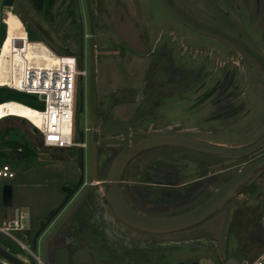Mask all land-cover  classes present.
<instances>
[{
	"label": "flooded vegetation",
	"instance_id": "1",
	"mask_svg": "<svg viewBox=\"0 0 264 264\" xmlns=\"http://www.w3.org/2000/svg\"><path fill=\"white\" fill-rule=\"evenodd\" d=\"M27 1L31 6L36 4L42 19L57 18L61 31L55 34L62 40L61 54L76 57L85 72L82 96L78 77L74 127L83 132L88 160L82 173L75 170L74 178L66 175L70 179L62 185L54 206L37 216L29 209L25 212L18 238L26 248L20 247V257L30 262L34 253L39 264L251 262L255 252L264 247V198L250 208L247 197L254 192L252 186L263 188L258 179L264 166L252 182L238 190L237 196L242 198L235 196L203 220L176 230L158 232L126 223L115 213L107 193L111 184L117 183L133 209L155 217L184 212L210 196L230 177L222 179V170L238 159L162 145L142 149L122 170L109 169L125 149V140L131 146L141 138L176 134L230 146L253 142L255 139L230 143L217 138L250 111L242 99V84L244 63L253 64L220 40L175 19L161 0H143V7L137 5L138 0ZM180 1L198 16L245 38L227 20L212 21ZM256 4L258 13L264 0H256ZM154 5L161 7L159 14L153 11ZM29 28L26 23L27 33ZM34 30L38 41H42L40 35L48 39L53 31L41 24ZM81 97L82 111L78 114ZM93 147L97 162L94 174L90 170ZM39 148L51 157L59 156ZM18 152L7 159L14 160ZM262 155L264 152L256 158ZM68 195L47 222V216ZM230 202L228 215L214 218ZM212 218V226H205ZM6 242L1 235L0 245L10 250Z\"/></svg>",
	"mask_w": 264,
	"mask_h": 264
},
{
	"label": "rangeland",
	"instance_id": "2",
	"mask_svg": "<svg viewBox=\"0 0 264 264\" xmlns=\"http://www.w3.org/2000/svg\"><path fill=\"white\" fill-rule=\"evenodd\" d=\"M187 6L194 10L199 15L208 18L212 21L223 23L226 20L229 22L232 29L241 33L247 40L264 52V7H261L257 13L256 0H182ZM27 0H15L12 7L4 6L2 8V24L1 33L3 37L6 35L7 25L4 22L5 11L10 10L15 13L24 24L29 25L27 38L39 39L34 27L41 24L44 28L49 29L51 36L46 39L41 36L40 39L56 54H61L62 40L55 33L61 31V25L57 24L53 18L52 21L44 20L36 10V4L27 3ZM138 6L146 5L143 0H138ZM159 5H154L153 11L157 14L161 11ZM32 28V29H31ZM1 36V34H0ZM196 37L195 35H192ZM198 37V36H197ZM246 72L245 82L242 84L243 96L245 101V109H249V113L237 122L230 125V131H223L218 135L219 140L230 143H247L254 140L264 131V78L255 67L248 62L244 63ZM242 66V64H241ZM117 68V67H116ZM76 83L75 104L77 105V87ZM18 142V143H10ZM36 153H40L42 148H39V138L32 132L29 126V121H22L17 116H6L0 119V155L3 159L2 164H9L15 173L14 178L5 179L13 186V201L12 206L4 207L2 204V185L0 184V210L9 208L10 211L14 207L27 209L26 205L22 204L19 196L27 197L34 201L37 208L42 211L46 210L61 196V189L64 182L74 178L77 164L70 162L69 158L76 156V147L69 148L67 151H61V148L43 147L45 151L56 153L54 160H41L35 155H27L25 147ZM17 149H22L18 152V157L14 160L7 159L10 155L16 153ZM264 152V148L254 153L251 157L240 158L236 163L230 166L228 170H222V179L233 175L251 160ZM43 153V152H42ZM16 155V154H15ZM66 155V156H65ZM17 156V155H16ZM68 158V159H67ZM52 159V158H51ZM62 159V160H57ZM87 153L85 152V166L87 168ZM30 170V171H29ZM69 174L68 176H66ZM69 178V179H68ZM259 182L263 184V188L255 190L252 186L250 189L254 191L252 195L247 197V205L253 208L256 202H261L264 198V173L259 177ZM243 195L237 196L236 199L242 198ZM232 202L228 203L225 208L216 214V217L228 215ZM27 211V210H26ZM214 218L206 221L205 226H212ZM18 236V232L16 233ZM221 240H223L221 238ZM6 246L16 255L23 256V250L19 244L13 239L7 238ZM261 252V251H260ZM259 252V253H260ZM232 263H235L231 260ZM0 264H12L0 257Z\"/></svg>",
	"mask_w": 264,
	"mask_h": 264
},
{
	"label": "water",
	"instance_id": "3",
	"mask_svg": "<svg viewBox=\"0 0 264 264\" xmlns=\"http://www.w3.org/2000/svg\"><path fill=\"white\" fill-rule=\"evenodd\" d=\"M14 1L15 0H0V26L3 22L1 17L2 7H12ZM161 2L175 19L185 24L189 28L205 35H208L210 37H213L215 39H218L227 46L236 50L240 55L250 61L264 77V52L259 50L252 43L247 41L238 33L230 31L220 25L212 23L198 16L197 14L193 13L190 9H188L180 0H161ZM79 83L82 96V89L84 83L82 76L79 77ZM10 100L18 101L37 109L44 108L43 101H41L36 95L18 91L8 86H0V102ZM81 111L82 97L79 103V107L77 108V113L79 114ZM17 117H19V119H21L22 121L27 120L24 117ZM31 130L33 133H36L37 131L34 127H31ZM78 137L79 140L82 141L83 132L80 130H78ZM112 142L117 143V140ZM125 143V149L113 159L109 170H122L128 159L139 151H141L142 149L162 145L184 146L190 149L207 153L234 157V160H236L242 158V156L244 155L253 153L259 148L263 147L264 133L260 137L255 139L253 142L240 146H230L220 143H213L176 134H162L149 138H141L131 146L127 145L126 140ZM74 160L77 164V169L80 170L81 173L83 172V170H86L85 151L82 146L76 147V156ZM96 166V151L93 147L91 149L90 154V170H92L93 174L95 170H97ZM263 166L264 155L256 158L243 168L236 171L227 180L222 182L220 186H218L211 193L210 196H208L204 201H202L198 205L184 212L170 216H148L136 211L126 201L117 183L111 184V189L107 193V198L110 201L115 213L123 221L130 225L136 226L141 229L158 232L176 230L193 225L203 220L208 215L222 207L228 200L237 196L238 190L242 186H245L252 182L253 179L262 171L260 169ZM80 184L81 180L75 185L73 191H75L80 186ZM68 198L69 195L66 196L63 202L55 208V210L53 211V213H51L50 216H47V222H49L52 219V216L60 210V208ZM12 201L13 186L10 182L7 181L2 184V204L6 207H9L12 206ZM0 257L4 258L12 264H36V261L34 259H31L30 262H27L2 245H0Z\"/></svg>",
	"mask_w": 264,
	"mask_h": 264
},
{
	"label": "built area",
	"instance_id": "4",
	"mask_svg": "<svg viewBox=\"0 0 264 264\" xmlns=\"http://www.w3.org/2000/svg\"><path fill=\"white\" fill-rule=\"evenodd\" d=\"M61 62L55 66L28 65L23 80L18 85L7 82L0 86H8L18 91L36 95L44 103L43 109H38L43 122L29 121L30 129L34 127L39 138V145L47 148H72L85 146L79 140L78 132L74 127L76 113L75 92L78 77L85 74L80 68L76 57L58 54ZM26 119V118H25ZM21 150V149H19ZM14 172L9 164L0 166V178L10 179ZM26 213L15 209L10 218L0 222V232L16 241L21 248L25 244L16 235L24 223ZM34 259L40 263L38 256L32 253ZM247 264H264V249Z\"/></svg>",
	"mask_w": 264,
	"mask_h": 264
},
{
	"label": "bare ground",
	"instance_id": "5",
	"mask_svg": "<svg viewBox=\"0 0 264 264\" xmlns=\"http://www.w3.org/2000/svg\"><path fill=\"white\" fill-rule=\"evenodd\" d=\"M4 22L7 25L6 35L0 42V85L7 82L18 85L26 74L28 65L55 66L61 62L44 42L28 40L22 21L10 10L5 11ZM20 116L33 120L38 124L43 122L37 108L10 100L0 102V119L6 116Z\"/></svg>",
	"mask_w": 264,
	"mask_h": 264
},
{
	"label": "crops",
	"instance_id": "6",
	"mask_svg": "<svg viewBox=\"0 0 264 264\" xmlns=\"http://www.w3.org/2000/svg\"><path fill=\"white\" fill-rule=\"evenodd\" d=\"M17 16V15H16ZM25 28V27H24ZM25 34H27V31H26V29H25ZM53 148V147H52ZM51 148V149H52ZM69 148H62V150H68ZM42 150V149H41ZM30 153L29 154H31V153H33V155H37V158H39V159H41V160H54V159H56L57 158V156H54V157H51V155L49 154V153H45L43 150L39 153H36V152H34V151H29ZM43 152V153H42ZM66 156V155H65ZM52 158V159H51ZM61 158V157H60ZM75 158V157H74ZM74 158H69V160H70V162H72V163H74L75 164V160H74ZM68 159V158H67ZM57 160H62V159H57ZM30 171V170H29ZM16 175H15V173H14V177H15ZM13 177V178H14ZM5 179H1L0 178V184L2 185L3 183H5V182H7V180L6 181H4ZM9 182V181H8ZM19 199H20V201L22 202V204H24V206L26 205L27 207V209H23V211H25V212H27L28 211V209L32 212V214L34 215V216H37V215H40L41 213H44L46 210H48L50 207H52V206H54V204L58 201V199L53 203V204H51L46 210H44V211H42L41 209H39V208H37V205H36V203L34 202V201H32V200H30L28 197H27V194H26V196L25 197H21V196H19ZM4 206V205H3ZM4 207H6V206H4ZM15 209H20V208H18V207H14L11 211H10V209L9 208H4V209H2V210H0V222L2 221V220H4V219H6V218H10V217H12L13 216V214H14V211H15ZM20 210H22V209H20ZM27 210V211H26ZM4 236V237H6V238H9V237H7L6 235H4V234H2L1 232H0V236Z\"/></svg>",
	"mask_w": 264,
	"mask_h": 264
},
{
	"label": "trees",
	"instance_id": "7",
	"mask_svg": "<svg viewBox=\"0 0 264 264\" xmlns=\"http://www.w3.org/2000/svg\"><path fill=\"white\" fill-rule=\"evenodd\" d=\"M2 26H3V24H2ZM2 26H1V27H2ZM1 27H0V28H1ZM1 29H2V28H1ZM3 38H4V37H3V32H2V33H1V36H0V42H2ZM28 40H30V39H28ZM31 40H33V39H31ZM0 44H1V43H0ZM10 143H18V142H10ZM24 147H25V150H26V151H31V152H32L31 149L27 148V146H24ZM16 151L18 152V149H17ZM26 151H25V152H26ZM263 248H264V247H262L261 249H259L258 251H256L255 254H254V256H257V255L259 254V252H260Z\"/></svg>",
	"mask_w": 264,
	"mask_h": 264
}]
</instances>
